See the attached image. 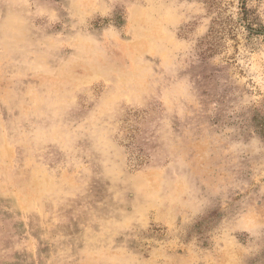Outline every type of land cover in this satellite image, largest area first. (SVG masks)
Returning a JSON list of instances; mask_svg holds the SVG:
<instances>
[{
    "label": "rangeland",
    "instance_id": "1",
    "mask_svg": "<svg viewBox=\"0 0 264 264\" xmlns=\"http://www.w3.org/2000/svg\"><path fill=\"white\" fill-rule=\"evenodd\" d=\"M0 264H264V0H0Z\"/></svg>",
    "mask_w": 264,
    "mask_h": 264
}]
</instances>
